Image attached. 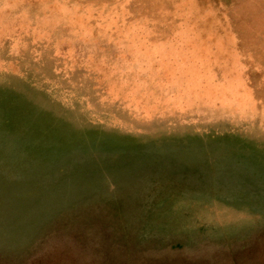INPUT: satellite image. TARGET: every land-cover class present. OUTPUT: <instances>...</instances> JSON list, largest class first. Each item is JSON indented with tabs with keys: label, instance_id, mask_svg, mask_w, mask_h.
Returning <instances> with one entry per match:
<instances>
[{
	"label": "rangeland",
	"instance_id": "374dc122",
	"mask_svg": "<svg viewBox=\"0 0 264 264\" xmlns=\"http://www.w3.org/2000/svg\"><path fill=\"white\" fill-rule=\"evenodd\" d=\"M54 1L0 0L9 30L0 41L20 31L14 17L56 18L58 7L116 8L149 24L160 45L187 36L179 22L204 24L187 46L200 57L211 49L218 89L203 78L210 106L178 111L154 105L163 95L154 83H128L122 94L152 106L145 118L144 103L108 93L121 74L101 67L126 57L0 42V264H264V0ZM25 24L17 41L28 45ZM61 26L55 36L82 43L107 35L95 21Z\"/></svg>",
	"mask_w": 264,
	"mask_h": 264
},
{
	"label": "bare ground",
	"instance_id": "6f19581e",
	"mask_svg": "<svg viewBox=\"0 0 264 264\" xmlns=\"http://www.w3.org/2000/svg\"><path fill=\"white\" fill-rule=\"evenodd\" d=\"M56 1L54 2L56 3ZM182 9L185 13L186 8L182 7ZM193 9L195 13L196 11L199 12V10H201L200 6L196 4L192 5L191 9L189 10L193 11ZM3 11L4 10L0 9V26L2 27L4 26L5 22V19H3ZM52 11L58 13L56 18H52L51 13H48L42 18L38 17L33 22H28V20L25 18V15L14 17L11 21H15L12 23L18 24L20 31H16V36H14V33L4 36V40H1L0 42H2V45L5 46L6 50L17 53L56 52L58 54L64 55L70 54L71 56H80L82 53H91L89 56H93L94 54L95 57L97 55H99L100 58H106L108 56L112 57V59L113 57L116 58L119 56H124L126 57V60H115L111 66L106 67V65H103L101 69L102 73H104L106 69L107 75L105 76L108 77H112V75L108 74L112 70H115V72L117 71L119 74H121V77L118 80L113 79L114 81H109L110 84L108 93L111 98L121 100L127 105H131L133 108L142 106L141 104L144 103L143 100L135 97L134 93L128 92L122 94V89L127 87L129 84L134 86L135 89L140 87L147 88L153 83L163 89V95L153 102L157 103L154 104L157 107H168L169 105H172L170 107H174L178 109V111H192L196 108L200 111L210 106L207 92L204 90V93L201 94L199 91L203 89L201 81L203 78L207 79L209 86L211 85L217 88V84L211 82L210 76L208 75L212 67L215 65V62L208 60V55L210 54L211 49H209V47L204 48L203 51L206 52L205 55L207 57H200L198 55L197 48L195 49L193 48L194 46H187L189 42L194 44L200 41V38L203 37L206 32H208L206 25H197L199 27L198 30L195 31L192 29V26L189 25L190 23H185L184 21L183 23L179 22L182 29L186 30L187 36L177 34L173 38L174 41L169 42V44L160 45V43L157 44L154 42L153 32L148 27L149 24L148 26L145 24L132 25L130 21L117 17L118 11L116 8H111L110 10H107V12L102 11L98 15H95L94 11L90 7L81 8L79 6L77 9H71L69 11L66 7H58L56 10ZM195 15V20H198L199 16H197V14ZM195 20L192 23H200V21ZM83 21L88 23L95 21L100 25L101 29H106L107 35L102 37L97 43H82L77 39H71L66 34L55 36L52 33L59 26L67 24V22L83 23ZM22 22L26 23L23 29H25L27 26H34L32 37L35 40L33 43H29L28 45L24 43H18L20 41H17L18 34L21 32ZM0 31L1 34L9 32L7 28H2ZM81 31L82 30H80V32ZM115 38L118 40H115ZM221 60H223V58L219 57L216 61V65H218ZM105 61H107V59H105ZM128 74H131L132 81L124 76ZM102 78L106 79L107 77ZM110 78L107 79L109 80ZM153 98L154 97L152 96L149 97L151 102L154 100ZM145 105L146 106L140 107L139 110H141L142 115L147 118L146 116H149L148 110L152 106H147V104ZM85 116L87 117V115Z\"/></svg>",
	"mask_w": 264,
	"mask_h": 264
},
{
	"label": "crops",
	"instance_id": "0c3cea01",
	"mask_svg": "<svg viewBox=\"0 0 264 264\" xmlns=\"http://www.w3.org/2000/svg\"><path fill=\"white\" fill-rule=\"evenodd\" d=\"M42 155H47V154H37V156H40V157H41Z\"/></svg>",
	"mask_w": 264,
	"mask_h": 264
}]
</instances>
